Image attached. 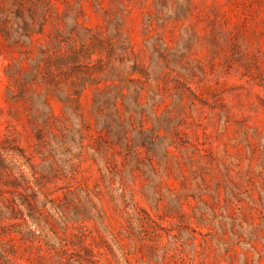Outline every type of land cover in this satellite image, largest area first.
<instances>
[{
    "label": "rangeland",
    "instance_id": "obj_1",
    "mask_svg": "<svg viewBox=\"0 0 264 264\" xmlns=\"http://www.w3.org/2000/svg\"><path fill=\"white\" fill-rule=\"evenodd\" d=\"M0 264H264V0H0Z\"/></svg>",
    "mask_w": 264,
    "mask_h": 264
}]
</instances>
